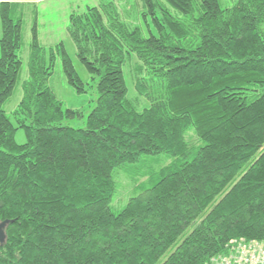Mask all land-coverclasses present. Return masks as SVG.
Wrapping results in <instances>:
<instances>
[{
  "label": "trees",
  "instance_id": "trees-1",
  "mask_svg": "<svg viewBox=\"0 0 264 264\" xmlns=\"http://www.w3.org/2000/svg\"><path fill=\"white\" fill-rule=\"evenodd\" d=\"M141 2L148 37L110 0L70 15L98 94L77 130L61 124L80 113L64 111L48 85L56 58L70 86L85 85L62 44L39 46L35 23L15 124L8 117L25 15L0 3V222L15 221L0 264H157L172 247L162 264H207L233 240L264 241V0ZM133 58V88L149 104L141 111L123 72ZM160 155L174 162L146 174L114 213L115 172L135 183L142 158Z\"/></svg>",
  "mask_w": 264,
  "mask_h": 264
},
{
  "label": "rangeland",
  "instance_id": "rangeland-1",
  "mask_svg": "<svg viewBox=\"0 0 264 264\" xmlns=\"http://www.w3.org/2000/svg\"><path fill=\"white\" fill-rule=\"evenodd\" d=\"M21 4L24 17L23 28V45L18 51L17 56L22 61V70L20 76V83L16 88L13 96L4 106V110L8 117L15 124L13 113L16 110L19 102L22 99L23 93L21 86L24 81L28 80V61H29V44L31 42V28L35 23L37 25L38 44L40 47L49 50L62 44L64 50L69 57L77 75L85 85V92L78 93L72 86L67 83L66 76L63 72L61 58L57 57L52 69V75L48 80V85L55 93L57 99L62 103L63 110H71L79 112L81 116L74 118H65L61 124L63 127L72 129H84L86 120L92 110L96 107L98 94L96 90V82L93 81L90 74L87 72L85 66L80 62L76 55V48L71 40L68 27L69 17L72 14L83 13L87 7H96L100 4L101 0H22ZM117 8L121 15V19L131 25L132 27L139 28L145 37L150 35V32L155 34L153 27L149 20L147 23L142 18L143 8L141 0H110ZM1 2H7L0 0ZM13 3V2H10ZM221 7L231 8L235 4V0H220ZM2 36L1 21H0V39ZM136 60L133 58L124 67V77L128 88V98L135 103L137 110L141 111L148 107V102L145 98H139L133 88L131 79V71ZM139 98V101L137 99ZM190 133V132H189ZM188 140L198 145L197 140L192 134L188 135ZM15 142L18 145L26 143V137L22 129L15 133ZM142 162V163H141ZM140 164L139 175L134 177L135 183L129 178L130 176L123 170H118L113 176L116 184L117 191L111 201L110 208L114 213H119L128 203L129 199L137 196L138 191L135 187L146 181V174L158 172L162 168L172 164L173 158L165 155H160L153 158H142ZM200 221L197 220L178 240L177 245L192 231L194 226ZM174 252L172 247L157 264H162L166 258Z\"/></svg>",
  "mask_w": 264,
  "mask_h": 264
},
{
  "label": "built area",
  "instance_id": "built-area-1",
  "mask_svg": "<svg viewBox=\"0 0 264 264\" xmlns=\"http://www.w3.org/2000/svg\"><path fill=\"white\" fill-rule=\"evenodd\" d=\"M207 264H264V241L233 240Z\"/></svg>",
  "mask_w": 264,
  "mask_h": 264
},
{
  "label": "water",
  "instance_id": "water-1",
  "mask_svg": "<svg viewBox=\"0 0 264 264\" xmlns=\"http://www.w3.org/2000/svg\"><path fill=\"white\" fill-rule=\"evenodd\" d=\"M15 221L5 220L0 222V245H3L6 242V233L5 230L10 224H13Z\"/></svg>",
  "mask_w": 264,
  "mask_h": 264
},
{
  "label": "crops",
  "instance_id": "crops-1",
  "mask_svg": "<svg viewBox=\"0 0 264 264\" xmlns=\"http://www.w3.org/2000/svg\"><path fill=\"white\" fill-rule=\"evenodd\" d=\"M5 1L13 2V3H18V2L22 3L23 2L22 0H5Z\"/></svg>",
  "mask_w": 264,
  "mask_h": 264
}]
</instances>
